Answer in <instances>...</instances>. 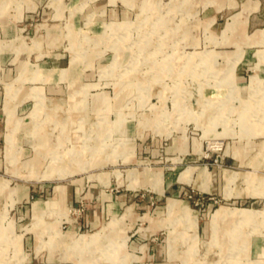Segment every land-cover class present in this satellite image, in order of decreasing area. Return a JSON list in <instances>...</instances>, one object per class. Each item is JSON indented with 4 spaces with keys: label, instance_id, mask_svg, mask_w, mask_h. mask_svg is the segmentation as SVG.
<instances>
[{
    "label": "rangeland",
    "instance_id": "374dc122",
    "mask_svg": "<svg viewBox=\"0 0 264 264\" xmlns=\"http://www.w3.org/2000/svg\"><path fill=\"white\" fill-rule=\"evenodd\" d=\"M104 1L103 11L72 26L66 11L51 28L34 24L42 21L34 15L22 33L37 39L38 65L24 62L0 76V264H154L126 238L133 231L145 240L143 219L133 217L144 209L139 203H130L129 216L127 208L104 207L82 224L84 198L63 201L70 181H109L105 187L124 192L125 203L152 193L127 184L142 182L136 158L173 176L186 164L202 166L200 184L211 185L178 181V198L167 200L154 239L167 242L171 264H264V155H256L264 150V0L250 13H233L242 0L88 6ZM43 67L60 76L48 79ZM42 134L56 158L39 147ZM175 136L188 151L179 159L170 158ZM242 147L245 161L229 155ZM222 167L252 171L224 169V195H240L220 193ZM233 179L241 190L231 191Z\"/></svg>",
    "mask_w": 264,
    "mask_h": 264
},
{
    "label": "crops",
    "instance_id": "0c3cea01",
    "mask_svg": "<svg viewBox=\"0 0 264 264\" xmlns=\"http://www.w3.org/2000/svg\"><path fill=\"white\" fill-rule=\"evenodd\" d=\"M90 1L91 0H8L7 2L4 0H0V5H2V9H0V76L7 77L9 73H11L12 69L15 68H16L15 71L18 72V70L21 68L24 62L29 63L28 67H34L35 65H38L37 59L42 55V52L41 50H39L38 47L39 43L37 44L34 41L37 40L36 38H29V40H26L25 36L27 35L22 33L24 29H28L29 25L32 23L31 18L34 15L38 16L39 18H42V21H36L34 22V24H40L41 26H43L42 24L46 23L45 26L47 28H51L52 26L55 25L54 24L55 22L52 23L51 20L59 19L60 14L63 11L64 12L66 11L68 12V14L67 16L64 14V19L66 20V23H68V25L72 26V25H76L75 23H77V21L80 20H82L83 23V17L86 13H90L94 11L96 12L103 11L105 9L104 3L108 4L107 1L106 2L104 1L103 3L101 2L102 4L100 5L95 4L94 6L92 5V7H90L88 6L89 4L88 2ZM235 4H236L235 0H225L224 2V6L227 5L233 6ZM239 4L240 7L234 10L233 13H236L240 10H244L246 13H250L257 9L258 0H242L241 2H239ZM221 5H223V3H218L219 7ZM112 9H114V6L109 7L108 11L110 10L112 11ZM97 23L98 21H95L96 25ZM235 51L236 50H233L234 53ZM232 53L231 54L228 53L229 55L227 54V57L225 58V66L228 63V57L232 56ZM41 69H43L44 72L46 70L49 71L48 69L51 70L49 71L50 74L48 75V79H55L56 77L60 76L58 73L59 68L57 67H43ZM69 73H72V71ZM170 147H171L170 151L172 153L175 152L170 156V158L179 159L181 154H183L184 152H188L186 151L185 148V142L183 136H181L180 138L178 136H175L173 138V141H171L170 143ZM243 150H244L243 147L232 150L229 155L235 157L240 162H243L245 161L243 159V155H244ZM256 155H260V156L264 155V150L261 151V153L259 154L256 153ZM140 161L141 159L136 158L135 168H141L142 174L139 180H141L142 182H140L139 184L130 185L128 178L127 184L129 185V187H134V188L135 187L137 188L138 186L139 187L143 186L144 188L150 189L152 193H147L145 195H142V197H133L131 200L128 196L130 202L125 203L124 192L115 193L113 191V188L105 187L109 183V181L106 184L99 181L101 182L100 183L101 186L99 185L98 182H92V181L87 182L84 185L77 183L75 181H70L68 183H64L65 188L63 194V201L69 203L70 205H78L81 202L83 204V198H84L85 209L84 211H82L80 217V222L82 224L83 222L91 223L94 220L95 215H97L98 211L102 210L104 207L111 212H116L117 209H119L120 207H122L124 211H127V209H129V211H127L128 212L127 214L129 216L131 214L130 203H139L141 206L144 207V209L141 210L140 212H137L133 217L143 219L142 222H144L145 224L144 226L141 227V229H143L146 232L145 233L146 237L145 240L137 242V240L133 239L134 237L137 238L138 237L137 235L130 237L131 235H133V231L129 232V234L127 233L126 238H129V246H131L130 249L134 251L139 250L141 254L144 253L146 257L150 259H154V261H152V263L154 264H171L172 262L168 261L171 260V257L168 256L167 242L165 241L166 243L162 244L154 239L156 237L155 233L158 230L164 228L156 224L157 221L165 214L167 200L169 198H178L173 196L174 193L179 191L183 186V185H178L177 183L178 181L188 183L191 180L197 188L203 189L205 191H209L211 185L210 183L207 182H203V184H200L201 178L197 173L202 166L196 167L195 165L192 164H186L185 166L182 167V169L177 171L175 176H173L169 171L163 173L161 165L160 166L152 165L147 169L140 165ZM186 167H190V168H188L185 171L184 177H179L180 172L184 170ZM224 169H226L227 171H239L241 173L252 172V171H246V170L243 171L240 169H232L228 167H222L220 169V176H219L221 179L220 181L221 183H219L220 193H222L224 197L240 195L242 191L239 194H230L228 196L224 195V185H225ZM190 172H193L194 174L192 173L191 175ZM181 178L184 180H180ZM234 179L229 182V184H232L230 188L232 189L231 190L232 192L236 190H241V188H239L240 186L235 187V184L233 185ZM22 192L23 191L20 189V187L16 186V192H15L16 199H18L21 196ZM152 195H153V199H150L149 197ZM55 197L56 196L54 195L53 198L56 199ZM128 252L135 255V253L132 251H128ZM163 254H164L163 257L164 259L162 258ZM157 258L159 259L156 260ZM37 259L36 258L32 259L30 263H36V264L61 263V261H57V260L49 261L46 258L45 259L47 261L45 259L42 260H37Z\"/></svg>",
    "mask_w": 264,
    "mask_h": 264
},
{
    "label": "bare ground",
    "instance_id": "6f19581e",
    "mask_svg": "<svg viewBox=\"0 0 264 264\" xmlns=\"http://www.w3.org/2000/svg\"><path fill=\"white\" fill-rule=\"evenodd\" d=\"M67 118V117H66ZM65 121V120H64ZM115 123V122H114ZM10 137V136H9ZM8 139V138H7ZM60 139V138H59ZM46 140H47V137H46V135H44V134H42V135H40V138H39V147L41 148V149H44V148H46L44 151H48L49 152V155H51V157L52 158H56V153L58 152L57 150L55 151V147L53 148H48L47 146H46ZM11 142V141H10ZM9 142V143H10ZM213 144H217L216 142H214ZM48 145V144H47ZM74 145V144H73ZM13 146V145H12ZM52 150L54 151V152H52ZM8 152V151H7ZM9 153V152H8ZM7 154V153H6ZM9 155V154H8ZM60 155V154H59ZM33 157H35V159H33V161H32V164H39V160L37 159V154L34 156L33 155ZM26 160H28V159H26ZM25 162V161H24ZM26 163V162H25ZM30 163V162H29ZM23 165H24V163H23ZM30 165V164H29ZM51 171V170H50ZM172 205V204H171ZM224 214V213H223ZM225 215V214H224ZM215 229V228H214ZM217 233V232H216ZM232 235V234H231ZM241 235V234H240ZM242 238V237H241ZM81 239V238H80ZM89 239L91 240L92 239V236L90 235L89 236ZM243 239V238H242ZM241 239V240H242ZM244 240V239H243ZM246 240V239H245ZM89 241V240H88ZM211 241V240H210ZM86 242V241H85ZM84 242V243H85ZM95 244V243H94ZM104 244V243H103ZM242 244V243H241ZM240 244V245H241ZM101 246V245H100ZM240 247H242V246H240ZM93 248H94V246H93ZM112 248V247H111ZM99 249V248H98ZM170 249H171V252L173 251V246L172 245H170ZM239 249V248H238ZM235 250V249H234ZM243 250V249H242ZM85 251V250H84ZM73 252V251H72ZM102 252V251H101ZM111 253V252H110ZM80 254H82V253H80ZM79 254V255H80ZM112 254V253H111ZM82 257V256H81ZM103 259V258H102ZM226 259V258H225ZM81 260V259H80ZM90 262V261H89ZM82 263V262H81Z\"/></svg>",
    "mask_w": 264,
    "mask_h": 264
}]
</instances>
